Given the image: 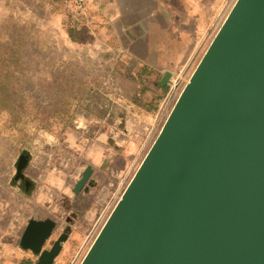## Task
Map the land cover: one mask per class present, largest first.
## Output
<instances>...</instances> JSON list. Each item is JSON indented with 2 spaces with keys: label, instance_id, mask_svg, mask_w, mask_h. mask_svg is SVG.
Segmentation results:
<instances>
[{
  "label": "water",
  "instance_id": "obj_1",
  "mask_svg": "<svg viewBox=\"0 0 264 264\" xmlns=\"http://www.w3.org/2000/svg\"><path fill=\"white\" fill-rule=\"evenodd\" d=\"M55 226L27 220L34 264L61 251L67 232L44 246ZM80 264H264V0H235Z\"/></svg>",
  "mask_w": 264,
  "mask_h": 264
},
{
  "label": "rangeland",
  "instance_id": "obj_2",
  "mask_svg": "<svg viewBox=\"0 0 264 264\" xmlns=\"http://www.w3.org/2000/svg\"><path fill=\"white\" fill-rule=\"evenodd\" d=\"M64 1L0 0V133H19L24 140L16 147L23 144L26 153L50 140L57 155V166H38L40 177L28 193L21 185L4 198L2 221L11 218L15 226L0 240L10 243L12 258L21 249L26 219L51 218L56 226L45 247L67 232L58 254L62 262L53 264H78L235 0H201L205 26L165 86L159 85L162 74L123 57L122 42L95 40L106 19L102 0H89L94 23L79 30L71 26ZM73 135L86 147L101 148L103 159L91 164L73 157L67 146ZM42 150L48 159V148ZM3 151L18 160L15 147ZM87 165L93 171L75 194L74 182ZM26 254V264H34L37 256Z\"/></svg>",
  "mask_w": 264,
  "mask_h": 264
},
{
  "label": "crops",
  "instance_id": "obj_3",
  "mask_svg": "<svg viewBox=\"0 0 264 264\" xmlns=\"http://www.w3.org/2000/svg\"><path fill=\"white\" fill-rule=\"evenodd\" d=\"M175 1L177 5L169 0H102L101 9L104 8L103 14L106 19L102 31L95 36V40L100 38L101 44L112 46H116V43L120 41L125 45L122 51L123 57L134 60L142 67H148L156 74H163L167 70L172 73L176 63L186 57L199 31L205 26L207 17L201 7V0ZM21 139L24 140L20 138L19 133L12 135L0 133V208L11 189L15 192L21 191V185L25 179L30 181L31 186L36 184V180L40 177L38 166H57V162L52 161V157L55 160L57 156L55 149L52 150V141L49 140L48 146H38L36 149L30 146L33 151L26 153L28 149L23 147V144L16 147V143ZM11 146L17 151V159L22 153L29 156L28 164L23 170V179L14 180L17 161L15 162L16 159L13 156L10 157L7 151H3ZM67 146L71 149L73 157L88 160L91 164L103 159L101 148L86 147L84 141L79 142L78 136L73 135L72 138H68ZM44 147L49 150L48 159L44 156L45 151L42 150ZM51 179L52 177L50 181ZM27 191L24 187V193H28ZM2 217H4L3 214H0V236L15 226L11 218L2 221ZM25 225L22 226L21 231ZM2 241L0 240V243ZM3 242L0 244V264L27 263L23 259H26V253L30 250L22 248L18 251L13 250L14 257L10 258V251H12L10 243ZM56 259L61 263L63 256L57 255L54 262Z\"/></svg>",
  "mask_w": 264,
  "mask_h": 264
},
{
  "label": "built area",
  "instance_id": "obj_4",
  "mask_svg": "<svg viewBox=\"0 0 264 264\" xmlns=\"http://www.w3.org/2000/svg\"><path fill=\"white\" fill-rule=\"evenodd\" d=\"M63 7L71 26L79 30L82 26L94 23V16L90 8L89 0H65ZM173 86L176 84L173 82Z\"/></svg>",
  "mask_w": 264,
  "mask_h": 264
},
{
  "label": "bare ground",
  "instance_id": "obj_5",
  "mask_svg": "<svg viewBox=\"0 0 264 264\" xmlns=\"http://www.w3.org/2000/svg\"><path fill=\"white\" fill-rule=\"evenodd\" d=\"M234 2H235V1H234ZM233 4H234V3H233ZM232 6H233V5H232ZM227 14H228V13H227ZM227 14H226V16H227ZM226 16L224 17V19L226 18ZM224 19H223V20H224ZM222 22H223V21H222ZM218 29H219V28H218ZM216 32H217V31H216ZM215 34H216V33H215ZM191 74H192V73H191ZM189 80H190V78H189ZM188 82H189V81H188ZM188 82H187V83H188ZM180 93H181V92H180ZM180 93H179V95H180ZM178 97H179V96H178ZM178 97H177V98H178ZM176 100H177V99H176ZM141 161H142V160H141ZM140 163H141V162H140ZM140 163H139V165H140ZM139 165H138V167H139ZM138 167H137V168H138ZM136 170H137V169H136ZM134 174H135V173H134ZM134 174H133V175H134ZM133 175H132V177H133ZM132 177H131V179H132ZM131 179H130V180H131ZM130 180H129V182H130ZM129 182H128V183H129ZM127 185H128V184H127ZM127 185H126V186H127ZM125 188H126V187H125ZM124 190H125V189H124ZM124 190H123V191H124ZM122 194H123V192H122ZM122 194H121V197H122ZM121 197L116 201L114 207L116 206L117 202L121 199ZM114 207H113V208H114ZM113 208H112V210H113ZM112 210H111V212H112ZM111 212H110V213H111ZM100 230H101V229H100ZM98 233H99V232H98ZM97 235H98V234H97ZM97 235H96V236H97ZM95 238H96V237H95ZM94 240H95V239H94ZM93 242H94V241H93ZM91 245H92V244H91ZM89 248H90V247H89ZM86 253H87V252H86ZM80 263H81V262H79L78 264H80Z\"/></svg>",
  "mask_w": 264,
  "mask_h": 264
},
{
  "label": "flooded vegetation",
  "instance_id": "obj_6",
  "mask_svg": "<svg viewBox=\"0 0 264 264\" xmlns=\"http://www.w3.org/2000/svg\"><path fill=\"white\" fill-rule=\"evenodd\" d=\"M23 186H24V183H23Z\"/></svg>",
  "mask_w": 264,
  "mask_h": 264
}]
</instances>
